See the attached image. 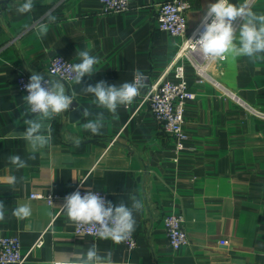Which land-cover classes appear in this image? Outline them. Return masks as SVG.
I'll return each mask as SVG.
<instances>
[{
	"label": "crops",
	"instance_id": "crops-1",
	"mask_svg": "<svg viewBox=\"0 0 264 264\" xmlns=\"http://www.w3.org/2000/svg\"><path fill=\"white\" fill-rule=\"evenodd\" d=\"M163 1L133 0L127 11L116 14H102L99 0H34L33 10L25 14L17 11L24 0H8L0 9V202L5 206L0 237H18L20 252L27 254L23 264L74 259L92 244L101 255L111 251L115 264H264V54L254 60H211L202 82L185 66L195 98L184 108L186 150L176 154L174 141L147 106L138 107L147 83L174 80L168 68L184 39L157 29V5ZM185 1L190 5L185 11L188 34L216 0ZM230 2L264 14V0ZM49 12L55 22L48 21ZM42 24L48 26L43 37ZM83 50L100 63L81 85L60 80L76 108L44 122L52 128L51 146L29 159L21 134L27 128L23 121L34 117L17 78L20 73L44 75L55 56L79 63ZM137 69L146 78L145 87L114 115L82 91L101 80L117 86L131 82ZM84 109L91 115L84 117ZM99 112H104V127L93 136L83 124ZM75 139L81 140L79 147ZM10 155L21 156L28 167L17 170ZM13 175L15 186L8 183ZM85 177L82 190L102 192L113 204L131 207V197L141 202L134 212L135 248L77 236L65 210L58 212L59 200L47 205L29 197L48 191L69 194ZM24 203L32 215L19 220L12 210ZM169 214L182 215L188 239L175 251L163 225ZM40 236L42 245L33 246Z\"/></svg>",
	"mask_w": 264,
	"mask_h": 264
},
{
	"label": "clouds",
	"instance_id": "clouds-1",
	"mask_svg": "<svg viewBox=\"0 0 264 264\" xmlns=\"http://www.w3.org/2000/svg\"><path fill=\"white\" fill-rule=\"evenodd\" d=\"M34 0H24L17 8L21 14L33 10ZM50 23L55 22L56 17L49 12L47 14ZM242 21L239 27H234V21ZM203 31L194 40V47L205 59H224L236 57H248L256 59L264 54V14L258 15L246 6H239L230 0H216L209 5L203 19ZM48 31L47 24L39 28V35L45 36ZM79 63L72 64L71 75L75 84L81 85L83 78L91 77L95 72L94 66L100 63L98 57L91 55L89 50L78 53ZM146 78L139 69L135 70L133 80L117 85H109L106 81H99L95 85L87 84L82 88L86 94L95 97L94 103L111 114H116L120 106L130 105L140 95L145 87ZM28 93L23 97L28 105V111L34 118L25 119L23 123L27 128L21 134V138L27 142L30 149L29 159H35V153L50 147L52 140V128L45 125V121L54 119L56 116L68 112L73 103V97L66 93L65 85L60 80L45 79L39 73L33 72L29 83L25 85ZM91 113L83 110V116L88 117ZM104 112H99L94 119L83 124L86 131L93 136H99L104 127ZM47 133V134H45ZM74 144L79 147L81 140L75 139ZM9 163L17 170L28 167L27 161L19 155H10ZM87 177L80 181L81 185ZM8 183L15 186L17 177L11 176ZM132 204H113L100 195L99 192L87 190L83 195L80 191L65 197L62 206L68 219L76 225H90L96 229V235L100 239L111 240L115 244L127 241L135 231L136 220L134 212L142 208L141 202L131 197ZM12 215L19 220L27 219L32 215L30 204H19L12 210ZM5 219V206L0 202V221ZM51 264H115L111 251L101 255L97 246L92 244L86 253L75 254L74 259L65 258L62 261H52Z\"/></svg>",
	"mask_w": 264,
	"mask_h": 264
},
{
	"label": "built area",
	"instance_id": "built-area-1",
	"mask_svg": "<svg viewBox=\"0 0 264 264\" xmlns=\"http://www.w3.org/2000/svg\"><path fill=\"white\" fill-rule=\"evenodd\" d=\"M132 1L133 0H99L102 10L101 13L116 14L127 11ZM189 7L190 5L185 0H165L157 5V29L170 36L184 37V39L168 68L169 71L172 72L174 80L164 81L162 78H159L153 82L147 83L146 92L143 94L138 104V107L145 104L153 119L157 121L163 130L172 138L174 141L173 148L176 154L186 150L185 141L187 140V135L183 127L184 108L188 101L195 98V94L187 85L185 66H190L192 72L198 78V82H202L204 79H207L206 68L208 62L211 61V59H205L201 53L195 49L194 42L189 41L197 39L199 34L203 31L201 20L198 26L187 34L185 11L188 10ZM239 22V19L234 21V27L237 28ZM71 65V62L65 60L61 56H55L49 61L43 76L45 79L49 78L52 80L55 78L70 84L74 82L71 75ZM29 78L30 77L25 73H20L17 78L18 90L24 97L28 95L25 85L29 83ZM245 108L254 112V110H251L248 106ZM80 187L81 183H79L71 193L80 191L81 195H83L87 190H82ZM99 193L106 198L104 193ZM69 194L58 195L48 191L33 193L30 194L29 197L31 199L41 200L47 205H52L54 201L59 200L61 202V208L58 210L59 212L63 208L65 197ZM183 222L184 219L180 214H169L163 218L167 243L174 251L186 245L188 242L187 235L183 228ZM74 233L77 236L87 235L98 237L96 235V229L90 225L78 226L74 223ZM124 244L127 249L136 247V239L133 234ZM41 245L42 239L40 236L34 242L33 246L40 247ZM26 256L27 254H22L20 252V243L17 236L0 237V264H23Z\"/></svg>",
	"mask_w": 264,
	"mask_h": 264
},
{
	"label": "water",
	"instance_id": "water-1",
	"mask_svg": "<svg viewBox=\"0 0 264 264\" xmlns=\"http://www.w3.org/2000/svg\"><path fill=\"white\" fill-rule=\"evenodd\" d=\"M8 0H0V9L7 4ZM73 108H76L75 103H72V105H70V110H72ZM75 112L72 113L73 116H77L78 115V110H74Z\"/></svg>",
	"mask_w": 264,
	"mask_h": 264
}]
</instances>
